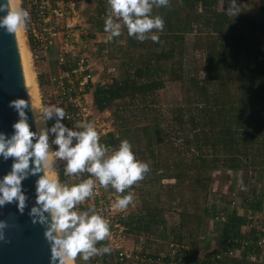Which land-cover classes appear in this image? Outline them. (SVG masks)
Instances as JSON below:
<instances>
[{
    "label": "trees",
    "instance_id": "trees-1",
    "mask_svg": "<svg viewBox=\"0 0 264 264\" xmlns=\"http://www.w3.org/2000/svg\"><path fill=\"white\" fill-rule=\"evenodd\" d=\"M172 2L183 4L186 11L184 16H181L182 13L179 9L170 8ZM224 2L226 5L232 3L231 0H169L167 6L157 8L160 11L159 15L164 20V29L159 33L158 41L154 42L151 39L139 41L134 36H129L127 32L126 37H122V39L124 38L122 41L119 40L121 37H114L111 41L106 39L100 49L105 51L106 59L118 61L117 66L121 74L118 79L111 77L109 82L102 85H93L91 82L84 85V92L92 95L94 109L99 113L109 110L112 115L114 130L101 134L100 142L115 147L120 140L128 139L136 157L149 164L150 170L142 180L136 182L138 186L161 181H173L175 186L168 188L172 191L180 190L178 183L182 182L192 192L205 193L201 208L193 209V206L184 201L183 209L185 212H181V220L177 226H174L176 230H181L185 214L213 220L225 213L224 218L220 221V234L212 232L209 244L211 249L215 248L214 244L216 243L221 249H225L229 238L250 239L251 234H255V231L251 230V232L243 234L242 227L247 223L244 217L237 215L234 210L227 212V208L222 207L219 203L221 201L220 196L210 191L212 171V168H208L210 162L206 163L207 166L198 165L197 163L201 160L200 155L192 156L190 161L186 163L182 158L178 162H170L162 159L158 148L165 145L170 147L169 149L175 152L177 156H180L186 141L191 142L196 147L201 143L206 144L212 139L210 145L214 146L216 144L223 149L228 147V150H232L244 142V138L241 136H245L248 130L250 131V139H252L253 131H258L264 137V53H261L264 52V48L261 52L255 50L249 40L250 35L254 36L260 27H264V18L262 17V24L257 26L255 18L244 16L241 13L236 19L235 17H229L228 12L219 9V6ZM261 9L264 15V4L262 2ZM110 11L108 2L105 0V9H102L100 15L102 17L99 18L96 24L99 32L106 33L104 31V20ZM204 30L216 34L217 38L206 48L208 50L203 61V75L201 80H198L195 84L202 97H200V94L197 97L200 99L205 96L207 104L213 101L217 105L222 96L223 99L226 98V95L222 92L225 84H221L223 82H233L235 79L241 80V93L247 106L245 110V112L247 111L246 125L244 124L243 128L240 126L241 114L235 117L231 116L230 124L228 121H224L226 119L222 114L220 116L222 121L221 136L213 141L209 133L214 124H218L219 121L217 118L214 119L211 111H208L206 120H201L202 124L197 123L192 118L188 123L190 130L187 139H178V144H175L172 142L169 131H174V127L178 122L173 119L170 120L168 126L170 130L162 127L161 116L156 110L158 105L157 92L166 87L167 76L172 71L171 62L179 57V64H181L182 53L185 51L186 45L185 37L187 35L196 36ZM155 31L153 29V32ZM239 32H242V34ZM217 44L220 46L219 50H217ZM191 46L193 50H196L195 44L192 43ZM256 47L259 49V45ZM30 48L33 49L32 46ZM226 66L234 71L231 75L229 70L228 79H223L222 75ZM75 67H77L76 61L71 62V60H68L67 63L64 62L60 66V70L64 72ZM234 75H237V77ZM208 82H217L211 97L204 88L205 86L202 87ZM38 84L41 86L39 79ZM232 105L234 104L231 103ZM234 109L238 111L240 108ZM179 118L181 119V117ZM200 129H206L202 133L204 137H201V140L198 134ZM233 150L234 152L229 154L230 158L226 161V164L228 169L236 171L241 169L239 166L241 159L237 150ZM247 158L244 155V159ZM240 173L241 170L238 172V181H240ZM58 178L60 180L59 172ZM242 201L245 210L258 212L264 205V191L261 189L252 199L242 197ZM137 211L117 219L118 224L123 229L122 232L127 236L139 238L142 235L151 233L153 227L165 224L162 211L156 207L152 209L140 208ZM106 240L107 238L102 243L99 242L97 246L108 245ZM112 251L114 255L112 262H107L109 253L101 256L107 264L115 263L120 250L115 249ZM246 253H242V260L228 258L223 262H218L214 254L209 253L206 256L207 258L205 257L206 259H200L198 252L192 250L179 255L178 259L180 264H252L246 261Z\"/></svg>",
    "mask_w": 264,
    "mask_h": 264
},
{
    "label": "rangeland",
    "instance_id": "rangeland-1",
    "mask_svg": "<svg viewBox=\"0 0 264 264\" xmlns=\"http://www.w3.org/2000/svg\"><path fill=\"white\" fill-rule=\"evenodd\" d=\"M41 0H37L39 2ZM48 2L47 8L48 12L53 9H57L58 14H51V20L46 24L47 27H54L57 35L53 40L52 46L46 52H40L46 56V65H51L52 75L58 76L60 74V66L67 60L79 59L87 57L88 63L90 64V73L92 75V84L99 85L101 83L108 81L106 79V74H103L105 64L110 66L112 70L119 69L115 61L106 59L105 51L101 50V46L107 39V34L99 32L96 28V24L102 16V9H105V0H44ZM230 5H226L225 2L219 6L222 11L228 12L229 7L235 4L240 13L244 16L255 18L257 26L262 24V17L264 18L261 2L264 4V0H231ZM17 5L19 6V0H17ZM36 3V2H34ZM170 8L179 9L182 13L181 16L185 15V8L182 3L172 2ZM153 14L159 15L160 11L157 8H153ZM127 29L122 24L121 34L117 38L121 37L119 40H124L122 37H126ZM242 34V32H239ZM22 34L24 37L25 49L27 52V61L31 73L34 75L35 82L37 84V78L33 69L36 60L29 53V41L27 37L26 28L22 29ZM93 36L92 38H89ZM246 36V35H245ZM247 37V36H246ZM185 51L182 53L181 64H179V57H176L173 62H171L172 71L166 79V87L157 92V107L156 110L161 116L162 127L168 128L170 120H175L178 123L174 127V131L170 130L172 136V142L177 143L178 139L185 140L188 137L190 130V125L188 124L192 118H194L197 123H201V120H206V115L208 111H211L214 119H218L219 123L214 124L211 128L209 135L215 141L221 136V126L222 121L220 116L223 114L225 116L224 121L231 123V116L236 115L240 117V126L243 128L246 125L245 117H247V111L245 112L247 106L245 104L243 95L241 93V80L235 79L233 82L222 83L225 87L222 89L223 96L217 102V105L212 101L211 103H206L204 96L198 99L200 91L196 88L195 84L198 80H201L203 75L204 67V57L208 49H206L213 41L216 40V34H211L210 31L204 30L199 34L187 35L185 37ZM250 42L253 44L255 50H261L264 48V27L259 28V31L255 33L254 36H249ZM192 43L196 45V50L192 49ZM259 45V49L256 47ZM220 46L217 44V50ZM264 53V52H261ZM63 56V62L59 63L58 58ZM69 56V57H67ZM178 60V61H177ZM176 64V65H175ZM170 67V68H171ZM171 70V69H170ZM226 70V71H225ZM222 78L228 79L229 70L231 75L233 74V69L226 66ZM237 77V75H234ZM217 82H208L202 85L208 91V95L213 96V90L215 89ZM72 85V84H71ZM54 95L56 99L58 98V93L56 91V86L54 88ZM79 92V91H77ZM75 94H77L74 91ZM200 97L201 94H200ZM37 99H38V113L37 117L42 118L41 110V97L40 91L37 86ZM90 106L91 99L89 96H85L84 101ZM57 101V100H56ZM58 102V101H57ZM59 103V102H58ZM231 103L234 105L231 106ZM60 104V103H59ZM64 108V104H61ZM234 106V107H233ZM239 107L240 109L236 111L234 108ZM181 117V119L179 118ZM107 115L105 112L99 113L91 104L90 117L87 120H91L95 123L97 131L103 130L102 134L108 131L107 126ZM82 120V119H81ZM79 120V121H81ZM182 120V123H181ZM223 120V119H222ZM244 122V123H242ZM252 122V121H250ZM77 121L71 125L73 130H81L77 127ZM180 123V124H179ZM245 124V125H244ZM206 129H200L198 131L200 140L204 135L202 133ZM240 130V129H239ZM240 132V131H239ZM250 131H246V135L240 136L244 138V142L240 144L237 148V153L240 156L239 166L241 169L233 171L227 168L226 161L229 160V154L233 153L234 150L223 149L218 145L212 144L209 140L208 143L197 145L194 147L191 142L185 143L184 150L180 156H177L170 147L161 146L158 148L159 154L163 160H169L170 162H178L179 159L189 162L192 156L200 155L201 160L197 163L198 165L207 166L211 169V182L209 185L210 191L215 192L221 198L219 202L221 206L228 207L231 202L239 201L242 197L254 198L256 192H260L261 189L264 191V137L258 132L253 131L252 139L249 137ZM238 135V136H239ZM219 136V137H218ZM237 136V137H238ZM206 141V140H205ZM75 143V138L73 139ZM244 155L248 158L244 159ZM214 161V163H212ZM54 170L56 171V158L54 164ZM241 170V177L238 181V172ZM235 172V173H234ZM237 173V174H236ZM233 174V175H231ZM253 180V181H252ZM180 190L172 191L168 189L170 186L174 187L175 182L172 181L171 184L167 181H161L154 184H146L138 186L135 183L136 190H133V202L134 206L143 209H152L156 207L162 211V217L165 215L172 221L175 226L179 222V215L181 212H185L183 209L184 201L194 208L202 207V200L205 198V193L192 192L185 187L182 182L178 183ZM260 188V189H259ZM114 188L111 186L100 187L98 196H92L87 198L84 202L78 205V210H87L89 207H94L96 210L101 212L100 201L108 205L113 199L116 198L114 195ZM127 193V191H126ZM132 204H130L126 209H123L125 217L134 212L135 209ZM137 210V209H136ZM119 212L116 209V213ZM118 214V213H117ZM183 226L181 227L180 235L182 239L187 243V245L196 249H205L207 246V238H211L212 232H218L220 234V218L209 219V218H197L188 215L183 216ZM169 224V223H168ZM161 226V225H160ZM153 243H157L156 246L160 245L158 250H165V245L167 247V242L170 238L166 240L163 238L161 240L160 229L157 226L153 227L152 230ZM209 235V236H208ZM181 238V237H179ZM176 241V237L173 238ZM105 241V240H104ZM108 245L116 250H124L128 253H132L137 247L142 246L141 236L139 238L127 236L122 232L118 236H114L111 239L106 240ZM210 240H208L209 243ZM103 241H100L102 243ZM147 242V241H146ZM148 243H150L148 241ZM186 243L184 244L186 246ZM99 244V242H98ZM162 246V247H161ZM168 248V247H167ZM112 249V250H114ZM100 260V263H106L105 260L94 256ZM114 260L113 251H111L107 257V262H112ZM131 264V263H127Z\"/></svg>",
    "mask_w": 264,
    "mask_h": 264
},
{
    "label": "clouds",
    "instance_id": "clouds-1",
    "mask_svg": "<svg viewBox=\"0 0 264 264\" xmlns=\"http://www.w3.org/2000/svg\"><path fill=\"white\" fill-rule=\"evenodd\" d=\"M110 13L104 20V31L111 41L121 34L122 24L129 36L139 41L151 39L156 42L164 29V20L153 14V8L167 6L169 0H107ZM228 16L238 17L240 11L235 4L229 7ZM0 28L15 33L27 26L29 10L9 0H0ZM153 29L156 31L153 32ZM19 119L12 124L14 129L9 138L0 132V156L5 160L13 158L10 171L0 178V208L6 203L15 202L19 211L25 207L26 196L21 181L29 174L43 172L36 181V204L29 215L33 222L47 223L44 237L50 242V264H69L79 255L87 262L94 256L112 251L107 244L100 246L110 234V221L94 207L78 210L87 198L93 196L97 186L115 189L125 193L126 189L142 180L149 172L147 162L138 159L128 139L120 140L115 147L100 142V134L91 120L77 121L81 130H73L61 123L66 113L56 104L43 105L40 112L47 120L56 117L55 123L38 133L31 131L25 108L28 101L17 98L9 101ZM54 133L53 144L58 147L50 150L48 133ZM75 138V143L73 139ZM55 158L66 161L64 173L76 176L77 182L62 183L54 170ZM31 160V167L30 165ZM87 172L85 178L80 174ZM133 202L131 191L118 195L112 204L117 210L126 209ZM49 214L50 220L44 213ZM6 223L0 220V241H5L3 229Z\"/></svg>",
    "mask_w": 264,
    "mask_h": 264
},
{
    "label": "built area",
    "instance_id": "built-area-1",
    "mask_svg": "<svg viewBox=\"0 0 264 264\" xmlns=\"http://www.w3.org/2000/svg\"><path fill=\"white\" fill-rule=\"evenodd\" d=\"M48 2L41 0L36 3L29 4L26 9L29 10L30 20L27 24L26 31L28 40H31L36 48L41 52H47L50 46L53 44V39L56 38V31L54 27H47L46 24L51 20V14H58L57 9H53L48 12ZM58 62H63V56L58 58ZM90 67L87 57L82 58L77 63L76 72H85ZM89 71L85 74L79 82V88L81 89L87 82H92V75ZM56 91L59 99H56L60 104H64L65 117L62 121L67 123L68 128L79 120H87L90 117L91 105L89 106L85 96L79 90V93L75 94L74 89L71 85L63 84L62 82L56 81ZM55 92V91H54ZM100 135L103 130L98 132ZM87 172L80 174L81 178L87 177ZM233 175V174H231ZM253 181V180H252ZM100 186H97L93 196H98ZM260 189V188H259ZM258 194L259 192H256ZM116 199V198H115ZM113 199L108 205L100 201L101 213L107 217L110 221V234L107 239H111L114 236H118L122 233V227L118 224V217H124V212L119 210L116 213V209L112 208L114 202ZM226 207V206H222ZM227 208V212L236 211L237 215L243 216L247 223L242 227V233L247 234L251 230L255 231V234H251L250 239H244L241 237L229 238L228 245L225 249L218 248L214 251L215 258L218 262L230 259H243L242 253L247 252L245 255L246 261L252 264H264V205L258 212L252 210H245L243 208L242 199L239 201L231 202ZM77 209L78 205H77ZM140 210V208H138ZM225 213L221 214L217 218L221 220L224 218ZM165 224L163 223L158 227L160 229L161 236L165 235L166 238H171L165 245V250L159 251L155 246V250L149 245H146V241L153 244L152 233L142 235V246L138 247L137 250L132 253H128L124 250H120L117 254V259L114 264H180L179 255L188 252L189 247L184 245L185 243L173 240L172 234L168 231V220L167 216H164ZM168 234V236H167ZM166 240V239H165ZM146 245V246H145ZM116 248L118 246H115ZM149 247V248H148ZM115 248V249H116ZM146 249V250H143ZM248 250V251H247ZM102 256V255H101ZM101 256H98L101 258Z\"/></svg>",
    "mask_w": 264,
    "mask_h": 264
},
{
    "label": "water",
    "instance_id": "water-1",
    "mask_svg": "<svg viewBox=\"0 0 264 264\" xmlns=\"http://www.w3.org/2000/svg\"><path fill=\"white\" fill-rule=\"evenodd\" d=\"M3 15V13H0ZM23 98L28 101L25 108L31 131H35L34 120L26 92L21 59L15 33H8L0 28V132L9 138L14 129L12 124L19 117L9 101ZM12 157L5 160L0 156V178L10 171ZM30 167L31 160H30ZM43 172L29 174L21 181L26 201L23 211H19L15 202L6 203L0 208V220L5 221L3 229L5 241H0V264H50V242L44 237L48 224L33 222L29 215L36 204V181ZM50 220L49 214L44 213Z\"/></svg>",
    "mask_w": 264,
    "mask_h": 264
},
{
    "label": "crops",
    "instance_id": "crops-1",
    "mask_svg": "<svg viewBox=\"0 0 264 264\" xmlns=\"http://www.w3.org/2000/svg\"><path fill=\"white\" fill-rule=\"evenodd\" d=\"M34 2H37V0H19V6L20 7L27 8V6L29 4H32ZM28 41H29V49H30L29 50V53L34 58V60H36V64H34L33 69H34V72H35V75H36V78H37V86H38V89L40 91L41 108H42L43 105H49V104H56L58 106L63 107L61 104H59L56 101V96L54 95V88L56 86V81L57 82L58 81L59 82H62L63 84H66V85H68V83L70 85L72 84L71 87H72V89H74V91L76 93H79L77 91L81 90V93L84 96H89L90 99H91V101H92V95L90 93H85L84 92L85 91V86H83L81 89L78 86L79 85V82L81 81V78L90 71V68L88 70H86L85 72H76V67L74 69H72V70L64 71V72L60 70V74L58 73V76H53L52 73H51L52 72L51 65H46L45 64V62H46V56L44 54H41L40 52H38V49L36 48L35 44L31 40H28ZM30 46H32L33 49H31ZM67 57H69V56H67ZM73 61L74 62L76 61V64H77V63H79L80 60L77 58V59H75ZM112 61H115V63L118 64V61L117 60H111V62ZM67 62H68V60H67ZM67 62L65 61V63H67ZM104 66H105V68H104L103 74H106V76H107L106 79H109L108 81L106 80V82H109L111 77H113L115 79L116 78L118 79V77L121 74L120 69L112 70L110 68V66H107L106 64ZM38 79L40 81L41 86H39V84H38ZM106 82L101 83L99 85L105 84ZM91 84H92V82H91ZM91 104H92V102H90V105ZM104 112L106 113V115L108 117L107 118L108 131L107 132H109V131L114 130L113 119H112V115H111V113H110L109 110H105ZM55 120H56V117L54 115H53L52 118H49L47 120H44V122H45V129L50 128L55 123ZM61 123H63L65 126H67V123H65V122L62 121V118H61ZM48 138H49V144H50L51 150L53 151L54 148L56 149L58 147L57 145H55V144L52 143V141L55 138V134L49 132L48 133ZM65 164H66V161L61 160L60 158H56V173H57V176H58V172H59V174H60V181L62 183H67V184H72V183L77 182L78 178L76 176H74V175L73 176L65 175V173H64ZM171 183L172 182H169V184H171ZM136 189L137 188H135V186L132 185V186H130L129 189H126L125 190V193H126V191L127 192H129V191L133 192V190H136ZM113 190H114V195L116 197L118 195H124L125 194V193H119L118 194V193H116L115 189H113ZM132 206L134 207L133 209H135L134 212H138L137 211L138 210V207H135L136 205L134 206V202H132ZM179 219H180V215H179ZM180 220H179V222H180ZM168 222H169V224H168L169 234L171 233L173 237H176V240L178 242L186 243L182 239V236L179 234L180 233V230H176V228H174L175 224L172 221L170 222V220H168ZM177 234H178V236H177ZM167 236H168V234H167ZM179 237H181V238L179 239ZM210 237H212V236H210ZM163 238L167 239L166 236L163 235V236H161V240H160L161 242L163 241L162 240ZM208 240H210V238L209 239L207 238V240H206L207 246H205V249L192 248L191 246L189 247L187 245V243H186V245L189 247V250L188 251L190 252L192 250H194V251L196 250L198 252V257L200 259H206L207 258L206 257L207 254L210 253V254L213 255L214 254V251L217 249V247L220 248L219 245H218V243H216V244H214L215 245V248L214 249H211L209 247V244H210L211 240L209 241V243H208ZM157 243L151 244V243L146 242V245H149V247H151V248H153L155 250V246L157 245ZM159 246L160 245H158L156 247L159 248ZM143 250H146V249H143ZM73 262H74V264H107V263H100V260H98L97 257L96 258H93L92 257V258H90L89 261L85 262V261H83V260L80 259L79 255L75 258V260ZM129 263H131V262H129Z\"/></svg>",
    "mask_w": 264,
    "mask_h": 264
},
{
    "label": "bare ground",
    "instance_id": "bare-ground-1",
    "mask_svg": "<svg viewBox=\"0 0 264 264\" xmlns=\"http://www.w3.org/2000/svg\"><path fill=\"white\" fill-rule=\"evenodd\" d=\"M16 2L17 0H9L10 5L11 4L17 5ZM15 35H16V39L18 43V50H19L20 59H21L26 92H27L33 120H34L35 131L38 133L41 129H45V122L43 118L37 117V113H38L37 84L35 82L34 75L31 73L29 65H28L27 52L25 49L22 29H18L15 32ZM50 150H51V147H50ZM69 264H74V262L70 261Z\"/></svg>",
    "mask_w": 264,
    "mask_h": 264
}]
</instances>
